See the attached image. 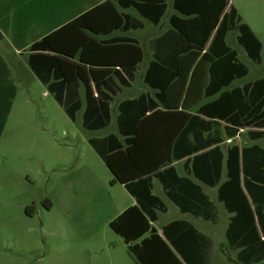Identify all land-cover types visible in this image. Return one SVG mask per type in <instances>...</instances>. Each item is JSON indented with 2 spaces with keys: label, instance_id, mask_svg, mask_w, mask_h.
Listing matches in <instances>:
<instances>
[{
  "label": "trees",
  "instance_id": "1",
  "mask_svg": "<svg viewBox=\"0 0 264 264\" xmlns=\"http://www.w3.org/2000/svg\"><path fill=\"white\" fill-rule=\"evenodd\" d=\"M113 1L121 8H134L153 24L158 23L166 8L164 0ZM173 6L185 16L195 15L190 20L170 18L173 30L186 46L171 55L175 61L172 70L152 62L145 77L151 87L159 89L157 97L166 110L156 109L152 114L134 118L123 114L124 106L120 104L117 124L120 134L125 136L124 142L109 135L103 139L102 151L97 140L89 139L112 175L110 184L123 185L136 201L108 224L111 231L122 238L136 264H209V242L188 222L172 221L162 227L161 234L151 231V223L157 219L156 211H166L164 203L152 193V178L159 179L166 197L181 212L216 222L214 205L209 198L188 178L177 176L172 162L193 155L185 161L189 172L202 183L215 186L220 179L223 155L217 146L203 149L218 145L222 136L216 130V134H207L206 138L204 133H210L218 121L225 122V135L229 138L234 137L239 128H264V78L242 89L221 93L214 101L198 107L196 114L184 112L201 99L202 94H198L196 88L200 77L196 78L195 74L202 63H208L207 96L246 75L247 67L238 62L236 53L225 45L224 37L229 30L238 33L237 42L256 63L260 62L261 43L241 22L236 9L228 6V0H174ZM126 19L112 1H105L30 47L37 53L29 58L30 69L47 85L72 121L80 104L69 105L60 91L77 80L86 85L82 121L85 129L98 130L109 124V94L119 90L113 80L116 78L120 85H127L120 71L133 69L141 61L142 51L132 39L96 41L83 30L108 33L129 27L130 24H123ZM201 35L198 48L191 47L189 42L197 41ZM209 37V46L202 53ZM92 48L101 51L96 53ZM184 61H189L190 66L196 63L188 84L190 66L186 70L181 68ZM51 78L56 82H49ZM91 85L96 96L90 98ZM174 94L177 97L171 101ZM189 136L194 142L186 140ZM249 136L264 137V130L251 131ZM263 167L264 150L256 145L241 149L232 146L227 150L228 178L218 189V199L233 213L226 238L229 248L240 249L236 258L239 264H264ZM50 207L47 202L46 208ZM25 213L32 215L33 206H27Z\"/></svg>",
  "mask_w": 264,
  "mask_h": 264
},
{
  "label": "rangeland",
  "instance_id": "2",
  "mask_svg": "<svg viewBox=\"0 0 264 264\" xmlns=\"http://www.w3.org/2000/svg\"><path fill=\"white\" fill-rule=\"evenodd\" d=\"M231 1L242 15L264 22V0ZM248 66L249 79L264 74L263 67ZM8 106L0 120V264H136L108 226L130 197L121 185L110 184V172L87 142L104 132L93 135L72 122L33 76H19ZM113 127L114 120L107 131ZM158 188L153 193L167 212L159 214L156 227L179 215ZM213 201L222 233L213 238L212 264H233V253L224 258L219 247L226 243L227 213ZM27 206H33L30 216Z\"/></svg>",
  "mask_w": 264,
  "mask_h": 264
},
{
  "label": "crops",
  "instance_id": "3",
  "mask_svg": "<svg viewBox=\"0 0 264 264\" xmlns=\"http://www.w3.org/2000/svg\"><path fill=\"white\" fill-rule=\"evenodd\" d=\"M105 1H112L117 11L127 17L126 21L123 22V24L125 25L130 24V26L123 29H114L111 32L109 31L108 33H104V34H94L88 30H83L84 34L87 35L89 38L95 39L96 41L109 40L115 38L132 39L137 43V45L141 49L142 59L130 71L129 70L128 72L120 71L121 77H123L124 80L128 82L127 85H120L118 83L119 81H117L116 78L113 80L115 81L116 84H118L119 90L115 94L112 95L109 94L110 96V100L108 103L109 124L105 128L98 130H88L83 128L82 126L83 114L85 112L86 100H87L86 85L84 83L77 80L76 81L77 83H75L74 85H69L62 88L60 91V93L62 94V95L60 94L62 99L66 100V102L69 105L75 104L77 102L80 104V107L75 111V119L71 121L75 122L76 120H78L81 128L87 132H90L93 135L101 134L104 132L103 135L101 136L94 137L90 135L87 138V142L89 145H90L89 143L90 138L97 140L98 147L103 151L104 148L103 139L105 137L109 135H114L121 143H123L125 140V136L120 134L117 124V117L120 114V110H119L120 104H123L124 106L123 114H131L133 115L134 118L142 114L145 115L152 114L156 109L166 110L163 107L162 103L158 100L157 94L159 93V89L151 87L145 81V77L147 74V70L152 62H157L162 66H166L167 68L171 69L173 65H175V61L171 59L172 56L174 55L173 52L174 51L177 52L180 48L182 49L184 46H186L184 42L179 39L176 32L173 30V27L170 22V18L172 16H175L178 19L190 20L191 18H194L195 15L185 16L179 13L178 11H176L173 6L174 0H164L166 8L157 24H153L151 21L141 16L139 12L134 8L119 7L113 0H0V120L3 118L5 114L9 112L8 105L9 103L11 104L13 98H15L17 94L19 76L22 75L23 77L26 78L28 77L30 78L31 76H33L41 84H43L30 69L29 58L30 56L33 57L37 54L35 52H32L30 50V47L34 43L41 40L43 37L53 33L56 30L61 29L67 24L71 23L76 18L80 17L84 13L90 11L91 9L95 8L96 6L102 4ZM229 5H232L236 9L237 15L240 17L241 22L245 23L250 28V30L253 32V34L261 43L260 62L256 63L250 59V57L247 55L243 47L237 42L238 33L235 30H229L224 37L225 45L236 53L237 61L247 67L246 75H244L243 77H238L236 79H233L228 85L223 86L222 88L219 87V90L215 91L216 93L214 94L212 93V95L207 96L205 95V91L206 88H208L210 82V78L208 74V65H207L208 63L206 62L202 63V66H200L199 70L195 74L196 78L200 77L199 80H196V88L198 94H202V96L199 103H197L196 105L192 106L189 109L184 110V112L186 113L196 114V110L198 107L210 103L211 101H214L220 96L221 93L230 92L235 89H242L245 85L252 84L257 80L264 78V74L259 72H256V75L252 79L248 78L252 70L251 68H249L248 65L252 64L254 65V67H257V69L259 70H262L260 69V67L264 68V22L259 21L258 18L253 19L252 17L242 15L239 8L235 6L231 0H228V6ZM138 23H140V26L138 25ZM213 33L214 31L212 32L211 36L213 35ZM201 38L202 35L198 37L197 41L191 40L189 42L190 46L193 48H198V46L201 44V40H200ZM210 40L211 37H209V41H207L205 47L202 50V53H204L207 50ZM91 51L97 53L100 52L101 50H99L98 48H92ZM239 54L245 61H242L240 59ZM90 56H98V55H90ZM77 57L78 56H76V59ZM180 65L181 68H184L186 70V68L190 66V62L184 61ZM195 65L196 63L190 66L188 78L186 82L187 84L189 83L191 73ZM184 69H181L182 72ZM49 82H56V81H54V79L51 78ZM43 85L45 87L46 92L49 95H51L54 99V94L49 92L47 85L46 84ZM91 87L93 92L90 91V98L92 97V95L96 96L95 89L93 88L92 85ZM176 97L177 94H174V96H172L170 100L173 101V99H175ZM180 102L181 99L179 103ZM58 105L64 111L63 107L60 104ZM64 113L66 114L65 111ZM200 117L205 120H209L207 119V117H204L203 115H201ZM112 120H114V127H113V129L115 130L114 132L107 131ZM218 122L219 124L216 127H212L210 133L206 131L203 135L204 138H206L207 134H209V136H213V134H216L214 132V130H216V132L218 131L219 134L222 136V141L218 145H209L207 149H203V151L209 150L217 146L219 148V151L223 155V158L221 160L222 170L220 173V179L215 186H209L202 183L189 172L190 167L187 163L185 164V161L187 160V158L188 160H190L193 157V155L175 160L171 164L177 176L188 178L194 184L198 185L202 190V192L209 198L211 203L214 205L215 213L217 216L216 222L205 220L201 217L194 216L190 213L181 212L179 208L166 197L163 191L162 184L159 181V179L153 177L151 181L152 193L155 186L158 185L159 191H161V193L174 206H176L179 215L176 219L170 220L164 225L156 227L155 225L158 220L159 214H165L167 212V207L162 197L157 196L164 203L166 207V211L165 212L156 211L157 219L151 224L153 226L152 228L155 229V232L161 234L162 227L172 221L184 220L188 222L199 233H201L205 237V239L209 242V246H207L208 249L207 255L209 258V264H212V258L215 251V243L213 238H218V236L222 233V229L218 230V228L216 227L220 220L217 205L213 201L214 199H216V201L223 206L224 210L227 213L226 216L227 223L224 229V237L226 243L219 245V247L223 246L225 250L221 248L219 249V251L221 252V250H223L221 252L222 255L224 253L226 254L233 253V257L229 262L233 264H239L236 261V258H237V253L240 251V249L229 248L226 238V230L230 218L231 216H233V213H229L226 210L223 202L219 201L218 189L220 185L224 183L228 178L227 168H226L227 150L232 146H237L239 149H241V148L251 147L253 145H256L264 150V137L254 139L253 137L249 136V133L251 131H262L264 130V128H258L254 126L239 128L235 136L229 138L225 135V126H226L225 122L223 121H218ZM186 140L193 141V138L192 136L191 137L189 136L186 138ZM90 147L99 157L95 149L91 145ZM239 162H240V158H239ZM255 169L257 170V168ZM121 186L125 189L123 185ZM125 191L127 192L126 189ZM128 195L130 197V203L126 207H124L122 211L118 213V215L121 214L126 208L136 204L135 199L129 193ZM114 218H112L111 220H113ZM207 223H210V226H208ZM211 225L214 227H212ZM224 258L226 257L224 256Z\"/></svg>",
  "mask_w": 264,
  "mask_h": 264
},
{
  "label": "water",
  "instance_id": "4",
  "mask_svg": "<svg viewBox=\"0 0 264 264\" xmlns=\"http://www.w3.org/2000/svg\"><path fill=\"white\" fill-rule=\"evenodd\" d=\"M151 231H152V232H155V229H152Z\"/></svg>",
  "mask_w": 264,
  "mask_h": 264
}]
</instances>
